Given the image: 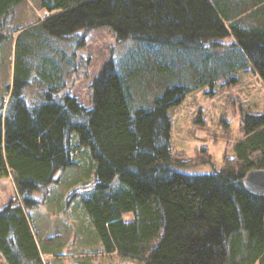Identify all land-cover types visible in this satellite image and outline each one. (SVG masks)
Masks as SVG:
<instances>
[{"label": "trees", "instance_id": "1", "mask_svg": "<svg viewBox=\"0 0 264 264\" xmlns=\"http://www.w3.org/2000/svg\"><path fill=\"white\" fill-rule=\"evenodd\" d=\"M26 1L0 0V22ZM37 5L49 16L13 31V79L0 103V177H11L19 198L0 208L6 264H44L42 255L51 254L40 246L27 211L38 205L34 193L46 192L74 165L78 146L89 150L94 170L81 205L104 253L125 264H264V195L243 183L249 171L264 170V111L242 113L234 156L205 175L178 170L210 159L205 148L191 161L173 154L169 115L197 90L210 93L219 81L235 85L238 72L250 71L264 83V0ZM100 28L132 44L103 64L85 108L60 93L62 68L43 38ZM36 30L40 38L23 44ZM34 80L41 89L31 103L25 91Z\"/></svg>", "mask_w": 264, "mask_h": 264}, {"label": "rangeland", "instance_id": "2", "mask_svg": "<svg viewBox=\"0 0 264 264\" xmlns=\"http://www.w3.org/2000/svg\"><path fill=\"white\" fill-rule=\"evenodd\" d=\"M39 19H44V12L38 8L37 0H27L0 22V34L4 37L0 43V103L7 97V87L13 79V50L17 37L13 31ZM39 32H29L23 44L32 35L40 38ZM47 38L53 50L50 57L55 64L59 63L63 72L60 93L74 97L85 108L91 105L90 84L103 64L108 59L119 58L132 44L118 42L106 28L79 31L65 39L44 35L43 39ZM56 52L58 55H54ZM67 58L71 60L69 67ZM236 76L235 85L219 81L210 93L208 88L197 90L170 110L173 154L191 161L199 157L200 148H205L210 159V163L203 164L199 157V163L179 167L180 172L205 175L218 171L226 158L234 156L233 145L242 137V113L264 111V83L250 71L238 72ZM40 89L38 80L29 81V89L25 91L30 94L28 102L37 101ZM73 150L74 165L61 171L59 181L50 185L46 192L34 193L38 205L27 211L40 246L51 251L49 255H42V260L44 264H125L129 261L102 251L101 242L83 211L80 196L94 184L93 163L87 148L78 146ZM82 153L88 155V160L81 157ZM10 201L19 202L13 181L11 177H0V208ZM131 218V215L124 217L125 220ZM0 264H6L1 254Z\"/></svg>", "mask_w": 264, "mask_h": 264}, {"label": "water", "instance_id": "3", "mask_svg": "<svg viewBox=\"0 0 264 264\" xmlns=\"http://www.w3.org/2000/svg\"><path fill=\"white\" fill-rule=\"evenodd\" d=\"M49 16L48 13H44V18ZM244 186L252 193L257 195H264V170L254 169L249 171L244 180Z\"/></svg>", "mask_w": 264, "mask_h": 264}]
</instances>
